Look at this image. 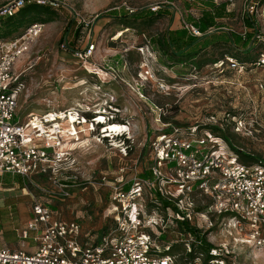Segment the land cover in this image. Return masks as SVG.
I'll return each instance as SVG.
<instances>
[{
  "label": "rangeland",
  "instance_id": "rangeland-1",
  "mask_svg": "<svg viewBox=\"0 0 264 264\" xmlns=\"http://www.w3.org/2000/svg\"><path fill=\"white\" fill-rule=\"evenodd\" d=\"M12 1L0 0V11ZM53 1L59 4L53 7L57 10L53 20L42 23V32L15 65L24 85L15 113L17 118L29 111L43 114L67 110L76 121L71 126L66 120L51 119L68 139L54 147L62 155L52 163L53 174L0 177V247L20 246L18 231L30 218L35 200L49 205L58 219L78 221L83 237L95 242L101 229L109 231L114 225L106 216L110 203L107 180L120 173L127 180L145 172L151 165V141L177 125L210 124L222 118V123L216 122L234 146L251 156L264 155V67L255 61L261 45L243 54L212 42L193 61L182 64L157 50L154 39L167 28L197 18L203 7L201 0ZM212 1L226 2L231 12L218 19V29L245 31L242 16L249 0ZM162 5H170L173 13L153 22L106 16L113 8L156 10ZM6 16L0 13V22ZM254 19L264 37V13ZM67 26L65 42L74 52L66 50L62 40ZM89 44L93 45L92 52L82 58L80 53ZM231 55L243 63L234 59L237 68L222 64L221 60ZM101 116L103 123L98 122ZM77 118L86 122L76 124ZM109 123L125 124L129 130L107 137L102 130ZM166 202L169 210H156L153 215L156 220L163 219L162 227L142 230L155 237L160 248L165 247L160 242L164 239L177 244L171 251L179 255L178 260L184 256V243L194 238L184 234L182 224L187 220L200 239L224 254L226 262L264 264V251L233 242L221 230L219 220L205 215L209 202L204 196H194L188 205L181 202L187 210L180 209L176 199ZM25 243L33 244L32 238Z\"/></svg>",
  "mask_w": 264,
  "mask_h": 264
},
{
  "label": "built area",
  "instance_id": "built-area-1",
  "mask_svg": "<svg viewBox=\"0 0 264 264\" xmlns=\"http://www.w3.org/2000/svg\"><path fill=\"white\" fill-rule=\"evenodd\" d=\"M31 1L52 7L59 5L53 0H14L0 13L12 15ZM244 13L256 18L264 13V2L249 0ZM185 27L200 35L194 26L185 24ZM42 28V23L33 22L16 36L0 39V176L16 174L29 178L47 172L53 174L52 163L56 156L62 155L54 147L68 140L50 121V111L38 113L39 116L29 111L24 117L16 118L17 99L24 85L15 65ZM255 37L264 43L262 35L258 33ZM92 49L93 45L89 44L80 56L88 57ZM221 62L237 68L231 57ZM257 65L264 67V51L260 52ZM216 121L219 120L216 118L210 124L223 128L222 122ZM206 125L174 127L157 135L150 143L148 176L134 175L125 180L120 173L107 180L110 203L106 216L114 225L109 231L101 229L95 242L89 236L83 237L78 221L58 219L48 206L35 200L31 218L18 231L22 239L20 247H0V264H233L226 262L224 254L214 247L210 251L214 257L205 263L201 252L190 257L193 238L184 243L183 260L177 259L178 254L166 253L169 245L160 248L156 238L142 230L161 228L164 223L163 219L153 218L157 207L147 213L145 198L152 200L154 192L160 193L165 201L176 199L175 204L184 210L187 207H182L181 202L188 205L194 196H204L209 202L205 215L219 220L221 230L233 242L264 251V155L256 162H241L228 144ZM104 181L101 177L102 184ZM29 238L33 241L27 247L30 250L25 247Z\"/></svg>",
  "mask_w": 264,
  "mask_h": 264
},
{
  "label": "trees",
  "instance_id": "trees-1",
  "mask_svg": "<svg viewBox=\"0 0 264 264\" xmlns=\"http://www.w3.org/2000/svg\"><path fill=\"white\" fill-rule=\"evenodd\" d=\"M173 2L174 0H169ZM202 1V9L200 11V15L197 18H191L189 23L183 22L176 28H167L160 37L154 39V42L157 45L158 52L167 55L174 63H186L187 61H193L198 55H200L203 49H206L208 45L213 43H223L224 45H229V48L234 49L236 52H243V54H247L252 51L256 46H260V49L256 51L257 57L255 61H258V57L260 52L263 50L262 43L256 39V35L258 34V27L255 19L252 16H248L247 14H243L242 22L245 28L244 32H234V31H223L218 24V19H221L231 12L227 10V3L220 2L215 3L212 0H201ZM259 2H264V0H259ZM170 5H162L156 10H152L150 8H142L137 11H129L126 8H122V10H116V8L110 9L108 17H116L122 16L124 20H144L153 22L156 19L172 14L170 11ZM56 9H54L49 4H38L33 3L26 5L22 8L16 10L12 15H7L4 21L0 22V39H7L13 36H16L20 32H22L29 24L33 22H41L47 23L53 20L52 16H54ZM120 11V12H119ZM73 20L70 22L71 25ZM74 23V22H73ZM185 24H190L194 26L200 35L192 34L186 27ZM79 29V26L76 27ZM21 29V30H20ZM75 31V35L78 36L79 30ZM20 30V31H19ZM18 31V32H17ZM68 31V26L64 29L62 40L65 42L66 34ZM14 34V35H13ZM66 50L74 52L72 46L65 42ZM85 49V48H84ZM161 55V54H160ZM233 59H236L238 63L241 61L234 55H231ZM216 61V60H215ZM253 62V61H252ZM251 62V63H252ZM243 63V62H241ZM235 115V114H234ZM233 115V116H234ZM237 115V114H236ZM215 116V115H214ZM222 119V118H221ZM218 119L219 122H223V119ZM177 124V123H176ZM176 128L184 129L185 127L175 126ZM212 132L219 135L230 147L231 150L235 152L238 156V159L241 162L252 163L262 159L248 155L245 152H242L241 149L234 146L226 133L224 132V128H221L217 125L208 124L206 125ZM171 131V130H170ZM169 132V131H168ZM149 175L148 170L141 173L140 176L146 177ZM44 204V203H42ZM50 208L49 205L44 204ZM168 203L161 199L158 192H154L153 199L147 200L146 208L147 211H151V208L157 207L158 211L163 210L168 211ZM51 209V208H50ZM54 214V210L51 209ZM174 216H172L173 218ZM182 220V219H181ZM184 234L192 235L193 243H192V253L189 254L190 257H194L195 252H201L204 255V263L209 259L213 258L214 255L211 254L212 245L206 242L204 239H200L197 235L196 229L190 226L187 223V220L184 224H182ZM157 230V229H155ZM162 234L159 235L158 240L160 241ZM162 245H169L167 254H175L171 250H173L176 246L172 245V243H168L167 239L160 241ZM159 245V243H157ZM185 250V248H184ZM183 250V253H184ZM182 259V258H181Z\"/></svg>",
  "mask_w": 264,
  "mask_h": 264
},
{
  "label": "bare ground",
  "instance_id": "bare-ground-1",
  "mask_svg": "<svg viewBox=\"0 0 264 264\" xmlns=\"http://www.w3.org/2000/svg\"><path fill=\"white\" fill-rule=\"evenodd\" d=\"M226 60L227 58H229V56H226L225 57ZM35 116H39L37 113L33 114ZM50 117V119L52 118H56V119H59V120H62V121H65L69 124V125H73L75 124V121H76V118H74L73 115L69 114V112H67V110L65 111H62V112H59V113H50L48 115ZM70 116V117H69ZM84 118V117H83ZM78 119V123L76 124H83L85 123L86 121L83 119V120H80L79 118ZM98 122L100 123H103L102 120V116L98 118ZM49 121V120H48ZM51 121V120H50ZM104 121V120H103ZM32 123H35L36 124V121H33ZM94 129V124L92 125V127L90 128V131H92ZM89 130V129H88ZM129 128L127 125L125 124H119V123H109L108 126L105 125L104 129L102 130V132L105 133V136L107 137H112L114 138L115 135L123 132V131H128ZM61 132V131H60Z\"/></svg>",
  "mask_w": 264,
  "mask_h": 264
},
{
  "label": "crops",
  "instance_id": "crops-1",
  "mask_svg": "<svg viewBox=\"0 0 264 264\" xmlns=\"http://www.w3.org/2000/svg\"><path fill=\"white\" fill-rule=\"evenodd\" d=\"M2 176H3V175H2ZM2 176H0V177H2ZM0 183H1V182H0ZM32 204H33V203H32ZM31 208H32V206H31ZM31 210H32V209H31ZM31 216H32V211H31ZM31 216H30V218H31ZM30 218H29V219H30ZM29 219H28V220H29ZM28 220H27V221H28ZM27 221H26V223H27ZM26 223H25V225H26ZM25 225H24L22 228H24ZM22 228H21V229H22ZM21 229H20V230H21ZM29 245L31 246V245H33V244H26L25 247H26V248H27V247H30ZM1 247H4V246H1ZM6 247H12V246H6ZM19 247H20V246H19ZM27 249L30 250L31 248H27Z\"/></svg>",
  "mask_w": 264,
  "mask_h": 264
}]
</instances>
